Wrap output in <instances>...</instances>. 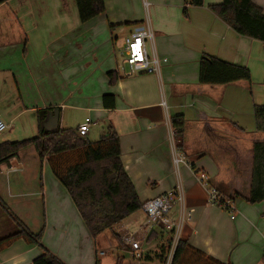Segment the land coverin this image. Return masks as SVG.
Listing matches in <instances>:
<instances>
[{
	"label": "crops",
	"instance_id": "1",
	"mask_svg": "<svg viewBox=\"0 0 264 264\" xmlns=\"http://www.w3.org/2000/svg\"><path fill=\"white\" fill-rule=\"evenodd\" d=\"M104 1L106 12L85 24L76 0H9L0 6V116L17 136L12 140L30 129L47 132L44 124L56 109L58 130L84 124L73 127L72 112L91 118L86 138L92 142L112 125L141 202L184 190L181 239L225 263L264 264V201L245 200L252 188L253 148L264 142L254 118V106L264 103V43L237 34L210 10L223 0L189 7L188 18L185 0ZM253 2L264 12V0ZM146 23L152 46L169 62L158 75L121 74L116 46ZM204 55L248 68L252 82L200 84ZM110 72L120 77L114 86ZM106 94L115 95V109L104 107ZM178 115L186 120L183 150L171 126ZM25 116L28 123L15 127ZM0 191L23 222L25 216H44L42 243L66 264H96L97 258L101 264H161L165 230L134 214L93 239L67 189L48 162L40 163L34 147L0 165ZM212 192L240 195L234 218L209 201ZM10 223L0 208V237L10 233ZM127 233L137 234L141 258L122 242ZM41 254L19 240L0 253V264H33Z\"/></svg>",
	"mask_w": 264,
	"mask_h": 264
},
{
	"label": "trees",
	"instance_id": "2",
	"mask_svg": "<svg viewBox=\"0 0 264 264\" xmlns=\"http://www.w3.org/2000/svg\"><path fill=\"white\" fill-rule=\"evenodd\" d=\"M8 1L0 0V6ZM76 4L80 20L84 24L106 12L104 0H76ZM204 5V0H185L184 16L189 17V7L199 8ZM209 8L237 34L264 43V12L253 0H223L221 4ZM111 28L113 29L114 26ZM108 77L111 86L120 79L117 72L108 73ZM199 81L202 85L212 86L239 81L251 83L252 74L244 66L204 55L200 62ZM103 105L106 109H115V95H104ZM254 118L256 132L264 133V103L254 106ZM185 125L184 116L171 118L174 139L179 150L184 149ZM30 147L36 149L41 164L48 162L53 175L67 189L93 239L96 240L103 233L142 211L144 203L141 202L124 168L120 136L112 125H109L106 133L95 142L90 141L86 136H81L78 129L69 128L52 132L40 130L38 135L31 139L1 143L0 165L8 163L21 151ZM253 153L252 188L249 197L245 198L250 204L264 201V142L256 143ZM220 197L223 200L218 205L224 208L225 199L234 202L240 195ZM0 208L15 229L12 233L0 237V253L17 241L24 240L28 245L37 246L42 250V254L33 264H66L43 245L44 227L38 233H34L1 197ZM152 236L153 233L148 239ZM169 243L170 239L166 248L162 249L161 264H164ZM96 264H101L98 258ZM172 264L231 263L220 261L194 247L188 240L181 239L177 244Z\"/></svg>",
	"mask_w": 264,
	"mask_h": 264
},
{
	"label": "built area",
	"instance_id": "3",
	"mask_svg": "<svg viewBox=\"0 0 264 264\" xmlns=\"http://www.w3.org/2000/svg\"><path fill=\"white\" fill-rule=\"evenodd\" d=\"M153 31L148 23L136 26L124 40L121 54L125 57L119 70L124 74H160L163 66L169 62L168 58L157 54L154 46ZM150 46V48H149ZM91 118H86L83 125L78 128L81 136H87ZM10 125L3 121L0 116V133L5 132ZM202 183L206 185V178L202 177ZM223 199L216 192L210 194L209 201L219 204ZM186 194L181 187H176L163 195L146 201L142 211L147 215L148 223L158 225L169 234L170 243L164 264H172L173 256L179 240H181L182 230L185 225L184 205ZM224 209H227L232 218L235 216L234 203L225 199ZM136 233H127L122 237V242L130 246L137 258H141L142 243L137 239Z\"/></svg>",
	"mask_w": 264,
	"mask_h": 264
},
{
	"label": "rangeland",
	"instance_id": "4",
	"mask_svg": "<svg viewBox=\"0 0 264 264\" xmlns=\"http://www.w3.org/2000/svg\"><path fill=\"white\" fill-rule=\"evenodd\" d=\"M124 40L125 38L121 39L117 46H116V50H117V58H118V62H119V66L121 67L125 60V57L121 54V49H122V45L124 43ZM150 48V46H149ZM121 74H123L121 71H119ZM128 75V74H126ZM134 75H139V74H134ZM86 117L88 118V116L83 113V112H72L71 113V122H72V125L73 127H77L78 125L82 124L83 122H85L86 120ZM28 116H25L23 117L22 119H20L16 124H15V127H19L21 125H26L28 123ZM28 126H30V124H28ZM13 127V129L15 128ZM37 135V132L35 131H32L31 129L28 130L26 133L22 134L19 136V140H12V139H15V137L17 136H14V133L11 134L10 133V130H6L5 132H2L0 133V144L1 143H4V142H7V141H11V142H15V141H21L23 139H29V138H33V137H36ZM10 139V140H9ZM0 194L1 196L6 199L4 196H3V191H0ZM135 216L137 217V220L139 222H141L143 219H147V215L143 212V211H140L138 212L137 214H135ZM26 219V225L33 230L34 233H38L39 231V225H40V222H41V219L43 221L44 219V216H39L37 215V217L33 216H25L24 217ZM12 223V222H11ZM9 225V229H10V233H12L15 229H14V226L13 224ZM28 223V224H27ZM38 225V226H37ZM5 229H7L8 227H6V225L4 226ZM8 231V230H7ZM167 232V231H166ZM6 233V231L4 232ZM168 234V232H167ZM7 235V234H5ZM168 237H169V234H168ZM147 245V244H146Z\"/></svg>",
	"mask_w": 264,
	"mask_h": 264
},
{
	"label": "water",
	"instance_id": "5",
	"mask_svg": "<svg viewBox=\"0 0 264 264\" xmlns=\"http://www.w3.org/2000/svg\"><path fill=\"white\" fill-rule=\"evenodd\" d=\"M60 118V109H56L54 113L48 115V120L44 124V129L47 132L57 131Z\"/></svg>",
	"mask_w": 264,
	"mask_h": 264
}]
</instances>
